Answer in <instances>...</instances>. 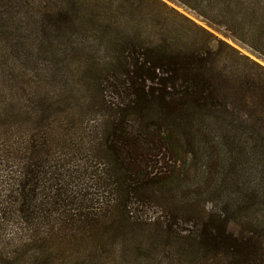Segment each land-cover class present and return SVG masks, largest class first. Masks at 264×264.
Instances as JSON below:
<instances>
[{
  "label": "trees",
  "instance_id": "1",
  "mask_svg": "<svg viewBox=\"0 0 264 264\" xmlns=\"http://www.w3.org/2000/svg\"><path fill=\"white\" fill-rule=\"evenodd\" d=\"M178 1L210 21L232 17L230 37L264 58V0ZM0 21L65 67L83 64L95 88L85 87L84 110L67 108L64 153L53 155L46 134L24 147L8 201L28 241L81 229L123 244L148 238L150 249L180 239L194 264H264L260 217L245 216L264 202L254 159L264 153L262 65L160 0H0ZM15 228L7 237L19 239Z\"/></svg>",
  "mask_w": 264,
  "mask_h": 264
},
{
  "label": "rangeland",
  "instance_id": "2",
  "mask_svg": "<svg viewBox=\"0 0 264 264\" xmlns=\"http://www.w3.org/2000/svg\"><path fill=\"white\" fill-rule=\"evenodd\" d=\"M160 1L264 67L263 57L230 37L224 25H233L230 20L232 17L226 15L224 19H219L213 15V21H210L178 0ZM157 7L163 10L160 5ZM163 13L170 17L174 16L169 9H164ZM235 15L239 14L234 13L232 16ZM170 17L167 18V23L173 28ZM6 18L3 19L4 22H7ZM13 22L11 31L3 34L5 24L0 21V200L7 199L4 206L8 207L4 210V218L0 219V235L5 237H0V256L17 264H194L189 257L181 254L180 239L158 240L159 236H156L159 242L150 249L148 238L139 239L141 244L133 239L123 244L109 241L116 239L110 236L90 238L91 234L81 229L74 231L75 233L58 229L43 247L40 245L44 244V241L36 244L27 240V236L32 239L30 236L32 233L26 223L16 218L8 201L11 188L16 187V182L28 162L22 158V152L29 140L35 138L42 141L45 134L53 155L55 153L59 155L68 149L72 143H58L57 137L60 139L64 137V127L61 125L64 126L69 121L70 116L67 113L69 105L82 106L83 110L87 107L89 100L83 95L85 87L88 88L89 80L85 76L83 64L65 67L63 64L66 61L60 62L59 56L49 47L42 43L30 45L24 35L19 36ZM7 23L9 30L11 21ZM60 67L64 69L62 72L59 71ZM75 80L76 83L73 84ZM94 92L95 88L89 84L88 93ZM97 117L98 114L88 112L82 118L90 121ZM58 130L62 131L58 133ZM260 149L264 151V146ZM263 155V152L254 153L255 161L262 166ZM47 163L50 164L51 160L49 159ZM44 165L47 166L46 162ZM258 176L260 179L263 178L261 175ZM43 183L46 185V181ZM16 206L14 203L13 207ZM175 209L173 210L177 214L181 213ZM155 211L153 215L159 213L161 209L156 208ZM245 216L260 217V222L254 227L264 233V202L246 212ZM15 227L21 231L18 236L21 241L6 235L7 231H13ZM151 227L156 233L158 228L152 225ZM239 229V226L235 228L236 231ZM214 262L212 258H208L196 264Z\"/></svg>",
  "mask_w": 264,
  "mask_h": 264
}]
</instances>
